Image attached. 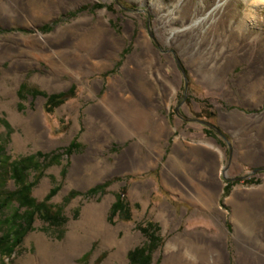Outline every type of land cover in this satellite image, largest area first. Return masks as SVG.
<instances>
[{
  "label": "rangeland",
  "instance_id": "374dc122",
  "mask_svg": "<svg viewBox=\"0 0 264 264\" xmlns=\"http://www.w3.org/2000/svg\"><path fill=\"white\" fill-rule=\"evenodd\" d=\"M163 3L164 10L159 11L137 0H0V144L8 157L7 162L0 158V169L6 167L9 172L4 186L9 194L0 209V264H94L98 258L97 264H128V250L146 241L137 225L147 221L158 226L160 237L150 264H186L167 258L165 246L171 242V249L194 248L196 232L204 235L199 239L216 236L211 240L222 246L221 258L212 264L261 261L253 253L259 249L248 246L254 245L253 237L264 238V192L261 200H255L264 170L236 177L239 165L224 166L230 172L224 179L228 189L212 194L216 209L211 211L216 214H201L191 223L186 219L194 207L175 198V176L187 167L176 158V134L171 133L165 144L149 142V129L134 134V114L125 103L113 104L107 92L110 78L113 82L126 78L125 66L135 53L138 58L131 66L142 69L144 91L158 94V75H167L165 89L167 93L174 90L170 118L178 122L173 112L178 104L180 114L191 124L209 127L215 137L212 127L189 119L213 124L209 119L213 113L210 108L199 110L189 85L184 95L183 81H173L184 72L175 49L166 57L160 50L174 46L183 48V53L191 45L188 52L194 53L196 34L203 31L208 44L217 38V50L224 57L227 12H264V1ZM172 12L176 16L170 21L177 22L170 24ZM199 19L206 20L202 27L188 28L175 43L167 42L173 31ZM130 20L133 27L128 25ZM164 20H168L166 26ZM44 24L48 29L41 30ZM105 26L111 36L106 40L110 55L98 58L92 53ZM141 29L147 31L157 53L153 63L140 58L144 48L136 39ZM72 87L63 103L49 113L44 110L46 94ZM32 88L41 93L32 94ZM125 93L120 92V100L128 97ZM157 116L154 125L160 131L163 124L157 126ZM72 140L76 146L65 153ZM157 152H162V158L151 159L150 154L157 156ZM135 153L145 161L136 172L126 162L127 155ZM166 170L170 187L163 183ZM104 183L100 191L87 192ZM71 190L76 193L73 197L68 196ZM115 195L129 207V219L119 214L109 217ZM237 243L246 248L238 251Z\"/></svg>",
  "mask_w": 264,
  "mask_h": 264
},
{
  "label": "crops",
  "instance_id": "0c3cea01",
  "mask_svg": "<svg viewBox=\"0 0 264 264\" xmlns=\"http://www.w3.org/2000/svg\"><path fill=\"white\" fill-rule=\"evenodd\" d=\"M227 13L223 51L227 56L224 59L222 56H216L218 40L215 39L217 38L208 44L209 42L202 38L205 32L196 34V63H193L194 59L187 60L181 57L183 53L180 47L169 46L167 49L160 50L166 57L171 55L170 49H175V54L178 56L177 61L185 72L186 86H190V94L198 98L201 105L199 110L202 112V107L203 109L210 108L213 113H209V119H213L212 123L215 124L217 130L213 129L212 132L214 131L221 137L219 140L216 134L215 137L212 136L209 127L204 128L197 123L196 125L191 124L188 117L180 114L177 108L178 104L173 106V112H175L176 120L179 123L170 118L169 102L174 90L167 93L165 89L167 75L159 74L160 92L155 94V92H148L147 89L144 91L142 100L137 96L133 97V95H128L125 100H120V94L110 95L113 98V104L125 103L128 110L134 114V134L140 135L143 130L149 129L148 140L152 144L156 142L165 144L171 133L176 134L178 143L174 146V152L176 158L185 162L187 167L175 176V198L194 207L195 210H191L193 212L186 219L191 223L201 214L207 213L209 216L216 214L211 211L216 209L212 194L225 192L227 182L224 179L229 177L230 173L228 169L225 170L226 165L235 162L241 167L235 172L236 177L249 173L252 168L264 167V12ZM175 16L176 13L172 12V16L169 18L170 24L177 22L170 21ZM98 48L96 45L92 53L96 57L106 58L110 55L102 54L103 51ZM219 54L222 55V52L220 51ZM100 60L98 62H104L102 59ZM163 61L161 59V64L163 62L165 65L166 61ZM173 79V81L180 79L185 86V78L181 71L179 77L176 76ZM186 90L184 89V95ZM152 99L154 100L152 101ZM140 109L145 110L146 121L143 130L138 132L137 113ZM148 114H150L149 123ZM156 116L157 126L161 127L163 124L160 131H157L156 125H154ZM161 154L162 152H157V156H155L151 153L150 158L156 160L158 157L159 160L162 158ZM139 155L128 154L126 158L128 167L134 172L140 169L136 170L135 166L130 165L129 162L142 160L140 158L142 155ZM235 165H232V168ZM163 174L164 185L170 187L172 181L167 175V170ZM160 177L162 181V176L160 175ZM262 182V187L256 190L259 193L255 197L257 201L263 197L264 181ZM202 196L204 199L201 204ZM235 235L236 238L239 236L238 228H236ZM200 237L204 238V235L196 232L194 240H196L197 264H212L216 261V257L220 259L222 246L212 241L216 240V236H205L210 239H199ZM252 243L254 245L248 246L249 249H259L258 252L253 251V253L255 258H261V261L254 259L255 263L253 264H264V238L253 237ZM236 248L239 251L240 248L246 247L242 243H237Z\"/></svg>",
  "mask_w": 264,
  "mask_h": 264
},
{
  "label": "bare ground",
  "instance_id": "6f19581e",
  "mask_svg": "<svg viewBox=\"0 0 264 264\" xmlns=\"http://www.w3.org/2000/svg\"><path fill=\"white\" fill-rule=\"evenodd\" d=\"M137 1H139L140 3L149 5L151 8L155 7L157 10L160 11V10H164V7H163L164 3L163 2L166 1V0H137ZM253 1H258V3H259L260 1H264V0H253ZM178 10H179V8H178ZM204 22H205L204 19H199L195 23L190 24L189 26L177 29V30H175L173 32L171 31L172 33L169 35V37L166 38L167 42H174L175 43L177 41V37L180 34H182L184 32V30H186L188 28H193L195 26L196 27H202L204 25ZM167 24H168V20H164L163 25L166 26ZM128 25L130 27H133L132 20L129 21ZM105 29H106V31L104 30V33L100 36L101 39L99 40V43H98L97 47H99L98 49H100V51H103L102 54L104 53V54L108 55L109 54V50H108L109 48H107L108 46H107L106 40L110 39L111 36H110V33L109 34L106 33L108 31L106 26H105ZM146 32L147 31H145V29H141L140 35L136 39L137 40L136 43H137V45H139V46L144 48V51L141 53L142 56L140 58H143L145 61L153 63V62L156 61L155 60L156 59V55H155V51H153V49H152V44L150 43ZM190 47H191V45L186 47L185 50H187V51L183 52V56L184 57L183 56L182 57L187 59V60L194 59L192 61H193V63H196V60H195L196 57L194 58L193 55H190V53L191 54H196V46L194 47L195 48L194 49L195 50L194 53L188 52V49ZM213 48H215V47H213ZM219 53H220V51H218V53L216 54L217 57L221 56V54H219ZM202 55H204V54H202ZM226 56L227 55H225L223 57V59ZM204 57H206V56H204ZM136 58H138V57H137V55L135 53L132 54L129 57V59L127 61V64L125 66V69H127V73H126V76H125L126 78L123 81L120 82L118 80L119 82H113L114 80L112 81L111 78H110L109 83H108L109 89L107 88L108 89V92H107L108 95L113 96V95L120 94V92H126V93H128V95H133V97L137 96L138 98H140V100H142V98L144 96L143 94H144V89L145 88L141 87V83H143V82L140 83V80H144V73H143L141 68H138V67L135 68V67L131 66V64H133L134 61H137ZM135 65H137V64L135 63ZM182 72H183V70H182ZM183 75H184V72H183ZM158 77H159V75H158ZM120 79H122V78H120ZM135 103H137V102H135ZM137 114H138V119H137L138 120V123H137L138 124V128L137 129H138V132H139V131H142L143 128L145 127V121H146V116L145 115H146V112H145L144 109H140V110H138ZM129 163H130V165L135 166L134 168L136 170L140 169L141 167H143V165H145V162L142 161V160H135V161H131ZM170 245H171V242H168L167 245L165 246V253H166V257L167 258H170L174 262H183V261H185L186 264H197V262H196V246H195L196 244L194 245V248L192 247V248H189L187 250L186 249L182 250L181 248H179V249L178 248L171 249Z\"/></svg>",
  "mask_w": 264,
  "mask_h": 264
},
{
  "label": "trees",
  "instance_id": "16d2710c",
  "mask_svg": "<svg viewBox=\"0 0 264 264\" xmlns=\"http://www.w3.org/2000/svg\"><path fill=\"white\" fill-rule=\"evenodd\" d=\"M48 29V24H44L41 26V30ZM24 89V85L21 84L18 92H21ZM72 88L67 91H61L57 93L51 94H44L46 96V100L44 102V110L46 112H51L55 107L60 105L65 101V99L70 95L72 92ZM30 92L34 95L40 94L41 92L37 89L32 88ZM76 146V142L72 140L66 148H64L65 153H70L71 149ZM4 146L0 144V158H5L3 162H7L8 157L3 156ZM9 176L8 168L0 169V209L3 207L5 200L9 194V192L4 191V186L7 181V177ZM105 186L104 184H97L93 187L88 189V193L94 194L101 190L102 187ZM227 185L225 187V192L227 191ZM54 188L49 191V193L54 192ZM75 191L71 190L68 193L69 197L75 196ZM130 209L129 207L123 202L120 195H115V200L112 202L110 209H109V217H112L116 214L122 215V219H129ZM138 229L146 236V241L142 245L134 246L133 248L129 249L127 252L128 264H150L152 261V252L160 245V237L156 234L158 230V226L151 221H147L145 224H138ZM84 257H87V253L84 254ZM99 258L94 262L97 264Z\"/></svg>",
  "mask_w": 264,
  "mask_h": 264
},
{
  "label": "water",
  "instance_id": "95a60500",
  "mask_svg": "<svg viewBox=\"0 0 264 264\" xmlns=\"http://www.w3.org/2000/svg\"><path fill=\"white\" fill-rule=\"evenodd\" d=\"M184 78H185V90H186V84H187V80H186V77L184 76ZM190 120H196V121H198V122H200V123H202V124H206V125H209L210 127H212L214 130H217L216 129V127L213 125V124H210L209 122H206V121H204V120H200V119H191V118H189ZM229 145V144H228ZM264 170V167H258V168H252L251 170H250V172H256V171H263Z\"/></svg>",
  "mask_w": 264,
  "mask_h": 264
}]
</instances>
